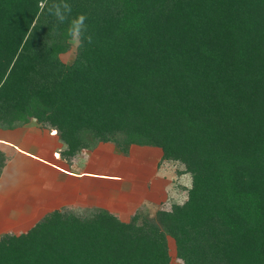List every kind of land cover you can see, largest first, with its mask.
I'll return each mask as SVG.
<instances>
[{
    "label": "trees",
    "instance_id": "16d2710c",
    "mask_svg": "<svg viewBox=\"0 0 264 264\" xmlns=\"http://www.w3.org/2000/svg\"><path fill=\"white\" fill-rule=\"evenodd\" d=\"M63 2L59 23L61 0H0V128L36 119L67 161L102 143L156 147L193 183L155 219L49 213L0 238V264H171L169 237L181 264H264V0Z\"/></svg>",
    "mask_w": 264,
    "mask_h": 264
},
{
    "label": "crops",
    "instance_id": "0c3cea01",
    "mask_svg": "<svg viewBox=\"0 0 264 264\" xmlns=\"http://www.w3.org/2000/svg\"><path fill=\"white\" fill-rule=\"evenodd\" d=\"M31 140L25 138L21 145L13 147L15 156L7 160L0 177V205H66L80 209L96 205L124 220L131 217L134 205H151L154 199L171 194L169 187L174 186L173 181L162 186L166 180L161 172L166 174L170 163L164 161L163 165L161 152L155 167L140 166L138 169L136 148L153 154L151 147L135 145L126 156L117 154L113 144L102 143L88 154L89 158L84 153L76 161H67L61 156L65 145L56 131L45 130L40 137ZM26 164L32 165L28 171ZM128 167L133 171H124ZM46 175L50 178L48 187ZM6 187L10 190L5 191ZM35 187H38L36 191ZM33 191L37 194L35 200L31 198Z\"/></svg>",
    "mask_w": 264,
    "mask_h": 264
},
{
    "label": "rangeland",
    "instance_id": "374dc122",
    "mask_svg": "<svg viewBox=\"0 0 264 264\" xmlns=\"http://www.w3.org/2000/svg\"><path fill=\"white\" fill-rule=\"evenodd\" d=\"M78 50L79 48L73 51V46L71 44L69 51L60 56L61 60L67 64L73 63L77 54L79 53ZM49 127L50 126L42 127L36 119H32L30 123L28 122L14 129L0 128V152L4 153V155L6 156V163H7V160L12 159L11 158L12 156H15L14 153L16 152L14 148H17L22 140H24L25 138L27 139V141L31 139L34 140L36 139V137H40L42 132L45 130H49L52 132L55 131V130H51ZM133 146L130 149V153H131ZM151 148L154 149V151L151 150L153 151V154L151 153L149 154L145 151H141L136 148L134 155L138 159L137 162H139L138 169H140V166H148L149 169L151 167L156 166V163L159 161L160 152L162 153V150L159 148L155 149L156 147H151ZM110 149H111V146H110ZM114 150L118 154V151L116 150V148ZM90 153L91 152H87L86 154L88 158L90 157L88 155ZM149 155H151L152 157L147 158L146 160H143ZM161 155H162L161 161L164 165V163L168 161L164 162L163 153ZM78 158H75V159L77 160ZM169 163L170 165L166 169V174H164L163 172H161L162 174L161 173L160 174L163 175L164 180H166L165 184L162 185L163 187L166 186V184H169V182H171V184L174 182L173 183L174 186L169 187L171 190L169 192L171 194H168V195L165 194L166 196L163 195L162 197H160L159 200L154 199V202H152L153 205L152 204L151 205H141V206L134 205V207L131 209V212L126 210V213L130 212L132 214L131 217L127 216L123 218L124 220L130 221V219L138 212L140 215H143V216L148 215L151 218L155 219L157 212L172 211L173 209L172 203L183 202L188 197V190L192 187V183H193V177L191 173H187L185 171L186 169L185 165L180 162L169 161ZM131 167H133V164L131 165ZM26 168L28 171V168H32V165L26 164ZM128 170L133 171L129 167L124 168V171H128ZM39 176L43 177L45 175L40 174ZM46 180H48L47 181L48 184L46 185L48 187L50 178L47 176ZM138 181H141V180L139 179ZM38 185L40 186V182ZM138 185L142 186L143 184L138 183ZM138 185H137V188H138ZM36 188L38 187H35V191H36ZM6 190L7 191L10 190V187H6L5 191ZM35 191H33L31 194V198L33 200H35L34 198H36V195H37L35 194ZM85 206L89 207V205H85ZM65 207L66 205H15L12 203L10 205H0V238H2L4 235L8 233L15 234V235L27 233L38 222H40L47 214L52 213L54 211H60L64 209ZM93 207L101 208L96 205H94ZM168 246H169V253L171 256V264H181V261L177 256L176 243L170 237L168 238Z\"/></svg>",
    "mask_w": 264,
    "mask_h": 264
},
{
    "label": "clouds",
    "instance_id": "9594fccd",
    "mask_svg": "<svg viewBox=\"0 0 264 264\" xmlns=\"http://www.w3.org/2000/svg\"><path fill=\"white\" fill-rule=\"evenodd\" d=\"M48 11L56 17L59 23H63L67 18V14L71 13V6L61 0V3L54 4ZM85 20L86 17L81 15L71 21L68 35L71 38L70 43L73 46V51L82 46L83 34L86 32ZM88 41L90 42V38H88Z\"/></svg>",
    "mask_w": 264,
    "mask_h": 264
}]
</instances>
